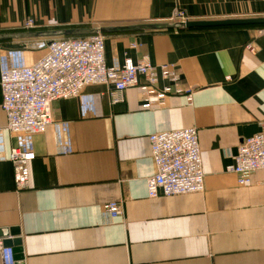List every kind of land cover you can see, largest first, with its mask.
Masks as SVG:
<instances>
[{
  "label": "crops",
  "instance_id": "1",
  "mask_svg": "<svg viewBox=\"0 0 264 264\" xmlns=\"http://www.w3.org/2000/svg\"><path fill=\"white\" fill-rule=\"evenodd\" d=\"M175 10L189 22L264 18V0H0V71L30 66L60 37L35 33L170 26ZM27 18L32 30L22 28ZM168 29L102 34L105 62L172 66L190 104L170 95L144 109L137 88L112 103L109 86L90 85L54 101L36 135L9 134L0 106V230L18 229L23 264H264V170L245 186L229 171L240 142L264 124V29ZM190 127L203 191L148 198V136ZM11 148L34 154L25 190L15 188ZM108 202L122 215L110 216Z\"/></svg>",
  "mask_w": 264,
  "mask_h": 264
},
{
  "label": "built area",
  "instance_id": "2",
  "mask_svg": "<svg viewBox=\"0 0 264 264\" xmlns=\"http://www.w3.org/2000/svg\"><path fill=\"white\" fill-rule=\"evenodd\" d=\"M190 18L182 10H175L171 24H185ZM34 22L27 18L22 25L32 30ZM132 47L136 46L132 44ZM159 79L168 83L159 87ZM105 85L112 103L122 101V93L137 88L142 96V108L161 105L170 95H184L188 104L192 90L182 89L176 70L169 65L154 66L146 56L137 63L126 58L119 67L106 65L104 36L51 39L46 53L30 66L0 71L1 109L6 117L5 130L9 134H43L52 122L51 104L57 100L77 97L86 86ZM154 175L146 179L148 198L198 193L204 189L197 130L194 127L157 132L148 136ZM3 138L0 135V151ZM32 152L11 148L7 161L11 164L16 190L29 187L28 164ZM264 170V124L259 133L243 139L232 157L229 171L236 175L240 186L251 182V175ZM104 210L112 217L122 215L117 202H108ZM0 264H15L12 247L0 238Z\"/></svg>",
  "mask_w": 264,
  "mask_h": 264
},
{
  "label": "water",
  "instance_id": "3",
  "mask_svg": "<svg viewBox=\"0 0 264 264\" xmlns=\"http://www.w3.org/2000/svg\"><path fill=\"white\" fill-rule=\"evenodd\" d=\"M252 25H264V18H246V19H229V20H218V21H195L186 22L185 24H174V25H162V24H151V25H137L129 27H115V28H99L91 31V34H105V33H117V32H132L140 30H157V29H168V28H220L230 26H252ZM86 32L80 29H70L61 31H51L44 33H35L36 35L45 36H62V37H75L83 35ZM33 33H27L26 35H35ZM18 229L11 230H0V238L4 239L5 246L12 247L14 253L15 264H23V254L21 248V239L19 238Z\"/></svg>",
  "mask_w": 264,
  "mask_h": 264
},
{
  "label": "trees",
  "instance_id": "4",
  "mask_svg": "<svg viewBox=\"0 0 264 264\" xmlns=\"http://www.w3.org/2000/svg\"><path fill=\"white\" fill-rule=\"evenodd\" d=\"M220 28H257V29H264V25H252V26H230V27H220ZM170 29H166V31H169ZM183 30V29H182ZM190 30V29H189ZM59 31V30H57ZM65 37H58V38H52V39H61Z\"/></svg>",
  "mask_w": 264,
  "mask_h": 264
}]
</instances>
